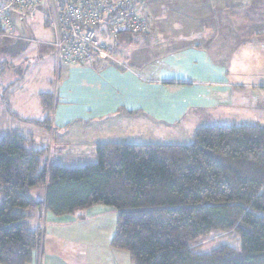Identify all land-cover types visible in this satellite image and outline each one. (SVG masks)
Masks as SVG:
<instances>
[{"label": "trees", "instance_id": "16d2710c", "mask_svg": "<svg viewBox=\"0 0 264 264\" xmlns=\"http://www.w3.org/2000/svg\"><path fill=\"white\" fill-rule=\"evenodd\" d=\"M13 20L18 33L30 32ZM131 35L120 31L115 49ZM26 41L0 49L4 89L18 71L10 59ZM38 97L44 119L27 120L49 128L55 96ZM46 150L18 128L0 137V264H41L44 230L30 227L32 208L62 216L97 204L116 211L110 245L134 264H264L263 124L201 125L188 144L99 143L96 161L82 166L42 162ZM36 186L43 200L28 193ZM217 234L239 245L199 250Z\"/></svg>", "mask_w": 264, "mask_h": 264}, {"label": "crops", "instance_id": "0c3cea01", "mask_svg": "<svg viewBox=\"0 0 264 264\" xmlns=\"http://www.w3.org/2000/svg\"><path fill=\"white\" fill-rule=\"evenodd\" d=\"M145 11L147 31L117 47L127 69L58 61L48 131L58 136L59 150L185 144L201 125H264V0H146ZM44 195L42 187L39 200ZM37 219L41 264H134L110 245L112 207L62 216L41 209Z\"/></svg>", "mask_w": 264, "mask_h": 264}, {"label": "built area", "instance_id": "2783aa9c", "mask_svg": "<svg viewBox=\"0 0 264 264\" xmlns=\"http://www.w3.org/2000/svg\"><path fill=\"white\" fill-rule=\"evenodd\" d=\"M145 5L146 0H0V39L31 40L15 30L12 19L28 26L27 18H35L36 11H40L53 31L52 41L47 44L62 63L99 61L127 69L116 56L117 35L120 31L133 35L147 31ZM97 32L106 33L109 42L100 39Z\"/></svg>", "mask_w": 264, "mask_h": 264}, {"label": "rangeland", "instance_id": "374dc122", "mask_svg": "<svg viewBox=\"0 0 264 264\" xmlns=\"http://www.w3.org/2000/svg\"><path fill=\"white\" fill-rule=\"evenodd\" d=\"M24 30L30 28V32L24 33L23 36L32 37L23 43V50L18 55L10 59V64L18 68L15 70L12 81L7 88L4 89L5 83L0 85V96L4 92V97L0 99V137L7 129L18 128L25 134H30L35 139L37 148H45L46 150L41 156L42 162L48 161L63 166H82L86 163L96 161L95 149L90 148L91 144H86L82 150H77L75 144H69L63 147V151L59 150L62 146L57 142L58 136L48 131V127L27 122L24 117L34 118L38 121L44 119L45 113L42 114L38 94L40 92H53L57 85V65L58 57L53 47L49 46L53 38L52 29L46 24L43 14L36 11L35 18H27V25L21 24ZM100 39L109 42L106 33L99 34ZM44 42L38 44L37 41ZM14 39H0V44L5 46L10 44ZM117 56L121 57L120 47L116 48ZM2 91V92H1ZM73 133H69V137ZM53 140V141H52ZM185 140L183 143H189ZM73 148V149H71ZM28 193L35 200H39L42 194V186L33 187ZM40 209L34 207L30 210L29 225L32 229L38 227V215ZM79 213V211H76ZM219 242H227L233 246H238V239L234 236L217 234L206 239H202L198 243L200 251H208Z\"/></svg>", "mask_w": 264, "mask_h": 264}]
</instances>
